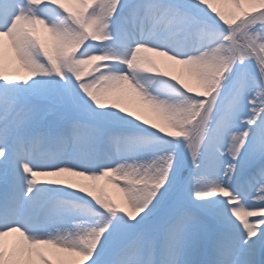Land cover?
<instances>
[{"label":"snow or ice","instance_id":"6c2138e0","mask_svg":"<svg viewBox=\"0 0 264 264\" xmlns=\"http://www.w3.org/2000/svg\"><path fill=\"white\" fill-rule=\"evenodd\" d=\"M0 264H264V0H0Z\"/></svg>","mask_w":264,"mask_h":264}]
</instances>
